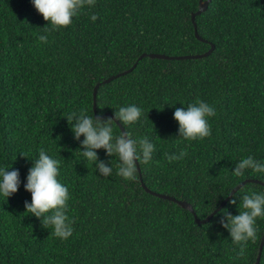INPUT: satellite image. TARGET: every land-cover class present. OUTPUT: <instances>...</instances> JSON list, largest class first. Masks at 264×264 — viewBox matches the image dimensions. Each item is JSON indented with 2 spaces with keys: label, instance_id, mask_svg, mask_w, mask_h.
<instances>
[{
  "label": "trees",
  "instance_id": "16d2710c",
  "mask_svg": "<svg viewBox=\"0 0 264 264\" xmlns=\"http://www.w3.org/2000/svg\"><path fill=\"white\" fill-rule=\"evenodd\" d=\"M199 3L96 0L71 25L52 31L32 0H0V168L19 170L21 180L16 193L0 194V264L256 263L264 218H257V240L248 242L244 256L220 221L222 210L239 214V198L230 203L236 186L264 182L251 169L233 175L248 156L264 163V0H211L192 20ZM212 45L202 58L139 59L199 54ZM197 101L215 108L207 117L212 134L185 140L174 112ZM129 105L142 109L140 120L127 129L113 122L114 134L122 125L133 139L149 140L152 159L139 163L129 181L117 175L118 157L98 149L113 167L104 177L98 162L83 156L84 137L74 138L67 116L107 119ZM42 148L60 161L58 180L70 193L66 215L74 230L67 240L26 212L32 195L24 185ZM182 149L187 156L169 163L164 154ZM142 182L188 201L200 219L230 198L207 222H197L191 210L148 192ZM237 191L264 192V185L250 181Z\"/></svg>",
  "mask_w": 264,
  "mask_h": 264
},
{
  "label": "clouds",
  "instance_id": "9594fccd",
  "mask_svg": "<svg viewBox=\"0 0 264 264\" xmlns=\"http://www.w3.org/2000/svg\"><path fill=\"white\" fill-rule=\"evenodd\" d=\"M36 10L42 14L45 21L51 24V30L66 28L72 23V18L78 16L87 6H94L96 0H32ZM98 17L93 14L92 21ZM47 24V25H48ZM46 31L49 29L46 28ZM39 40L47 43V36L41 35ZM216 115L215 108L203 101L190 104L187 108H176L175 119L179 122V137L185 140H203L211 136V126L207 117ZM115 119H103L81 113L67 116L68 122L74 132V138L81 141L82 154L89 162H98L96 167L99 172L108 177L113 171L98 157L97 150L105 149L109 156L118 157L117 175L125 180L134 181L137 173V161L147 164L152 159L155 150L153 143L147 139H133L128 131L114 134L113 122L119 120L124 127L138 122L142 116V109L136 105L120 107L114 114ZM24 155V154H23ZM169 163L184 159L186 150L179 154H164ZM60 161L52 158L42 148L39 158L34 160L29 169L25 189L32 195L29 203L25 201L26 212L42 220L45 228H51V235L67 240L73 234L72 222L66 215L70 193L66 186L59 182ZM248 169L258 174H264V163L255 160L252 156L241 159L236 163L233 175L239 177ZM21 184L19 170L8 171L0 168V194L10 197L19 190ZM239 198V214L232 215L227 210L223 211L221 224L230 232L234 244L239 246V256H244L249 241L257 240L255 227L257 218H264V192H251L250 194L236 191L230 203L236 204ZM242 209V210H241Z\"/></svg>",
  "mask_w": 264,
  "mask_h": 264
},
{
  "label": "water",
  "instance_id": "95a60500",
  "mask_svg": "<svg viewBox=\"0 0 264 264\" xmlns=\"http://www.w3.org/2000/svg\"><path fill=\"white\" fill-rule=\"evenodd\" d=\"M211 0H200V3H199V9L192 15V20L195 19V15L196 14H200L202 12H204L207 8H208V5L210 3ZM194 26H195V35L197 38L199 39H203L201 37V35L199 34L198 32V28H197V24L196 22L194 23ZM215 46L212 45L211 48L209 50H207L206 52L204 53H199V54H185V55H166L164 53H143L139 59L145 57V56H150L151 58H160V59H169V60H173V59H176V60H179V59H191V58H202V57H206L208 56L213 50H214ZM137 65V63L134 64V66L132 68H130L129 70H126L124 72H121L117 75H114V76H111L109 77L108 79L105 80V82H109L111 81L112 79L116 78V77H119L125 73H128L130 72L131 70H133V68ZM100 86V83H98L95 88H94V109L96 110V103H95V100H96V95H97V91H98V87ZM105 115H111V113H106ZM104 115H96V117H103ZM113 118H115L113 115H111ZM117 123H119L118 120H116ZM121 126V129L122 131H125V129ZM137 165H138V168H139V161H137ZM140 170V168H139ZM250 181H254V182H258V183H261L264 185V182H261L259 180H254V179H247L245 181H243L241 184H239L238 186H236L232 192L230 193V196H232L241 186H243L244 184H246L247 182H250ZM142 185L144 186V188L148 191V192H151L153 194H156V195H159L163 198H167V199H170L172 201H176L178 204H180L182 207L184 208H187L189 210H191L193 213L195 212L194 209H193V205L191 203H189L188 201L186 200H178L176 199L175 197L173 196H170L168 194H164V193H159V192H156L152 189H150L149 187L146 186L145 183L142 182ZM230 196L225 200L223 201L220 206L211 214H209L205 219H200L197 217V215L195 214V219L197 222H207L211 216L217 211L219 210L221 207H223L226 203V201L230 198ZM263 247H264V235L262 237V240H261V243H260V247H259V253H258V257H257V260H256V263L255 264H259L260 260H261V255H262V251H263Z\"/></svg>",
  "mask_w": 264,
  "mask_h": 264
}]
</instances>
